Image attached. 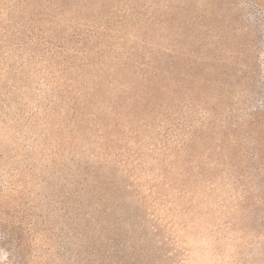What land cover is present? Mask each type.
Masks as SVG:
<instances>
[{
  "label": "rangeland",
  "instance_id": "1",
  "mask_svg": "<svg viewBox=\"0 0 264 264\" xmlns=\"http://www.w3.org/2000/svg\"><path fill=\"white\" fill-rule=\"evenodd\" d=\"M98 1L95 12L107 17L96 25L125 24L110 32L117 43L104 48L120 53L121 63L136 54L146 62L138 69L178 62L184 43L172 25L187 8V28L199 38L185 40L191 52L182 59L200 63L201 76L185 77L178 63L176 79L169 71L170 78L152 81L161 87L154 99L148 90L135 98L147 110L125 107L122 117L109 110L106 137L80 130L70 139L65 105L53 96L65 86L54 82L63 67L52 52L60 48L45 54L29 39L0 46V264H78L74 255L88 242L65 211L85 191L64 206L66 191L83 187L82 175L88 182L99 176L115 192L108 199L87 194L94 203L77 212L92 211L100 199L111 207L99 217L109 227L99 232L107 248L126 249L139 229L136 236L156 253L150 264H264V0ZM122 253L119 264L140 261Z\"/></svg>",
  "mask_w": 264,
  "mask_h": 264
},
{
  "label": "trees",
  "instance_id": "2",
  "mask_svg": "<svg viewBox=\"0 0 264 264\" xmlns=\"http://www.w3.org/2000/svg\"><path fill=\"white\" fill-rule=\"evenodd\" d=\"M98 2V0H9V2L7 1V5L0 7V18L3 17L0 23L1 47L7 42H10L12 46H23L28 42L26 39H29L30 42L35 44H43L45 54L51 51L52 46L60 48L56 53L52 52L53 55H56L55 57H59L56 61L58 67L60 65L63 67L61 69L62 74L59 78H56L54 82L60 85V82L63 80L65 86H63V88H57L53 96L57 94L62 104L65 105L63 112L66 125H72V129L66 131V137L70 139L79 138V135H81L79 133L80 130L83 132L82 134L86 133L91 136L96 132L102 131V133H100L101 137H106L103 129H105V127L107 129L110 127V122L107 118L109 116V110H112L114 116L119 117L123 116L125 107H131L134 113H137L136 110L138 107H145L144 109L147 110L148 104L139 106L136 104L138 99L135 98L138 97L143 99L144 92L148 90L149 96L154 99V94L157 92L159 86H152V81L170 78L169 71L174 73L173 77L176 79L179 76L178 74L181 75L180 69H184V66H186V69L183 71L185 77H189L192 74L194 77L196 75L201 76V72L198 71L200 68H194L195 65L200 66V63L196 60L188 61L185 59V61L182 59L184 58L182 57L184 56L182 53L189 55L191 52L185 40H190L193 37L195 39L199 38L197 35L195 36L196 33L194 30L191 32V30L187 28V25L192 23V17L188 13L187 8L184 14L181 15L180 23L172 25L173 33H178L180 35L179 38H181L184 43L181 44L182 46L184 45V47L181 48L183 52L181 55L177 56L178 62H174L173 60L171 67L167 65L161 67V65L157 63L156 65H152L151 69L145 68L147 69L145 70L138 69L139 66H143L146 62H138L136 60V54H130L127 57L128 61L121 63L122 56L120 53L112 55L108 48H104L106 44L108 46H113L117 43L116 38L110 37V32L112 30H117L118 32V28H122L125 24H123L121 20L117 27H112L109 23L105 24L107 27L101 24L96 25L107 17L104 12H95ZM223 5L224 4H221L220 1L219 6ZM80 25L92 26H89L91 28L87 30H82L79 27ZM43 27L47 28V31H49V34L46 33L47 39L44 36L45 30L42 29ZM35 31L37 32L35 33ZM53 32H56L55 36ZM54 41L56 42L53 43ZM71 42L76 44L81 43V45L77 48L76 45H72ZM69 43L73 47H67ZM200 48L203 49L201 46ZM116 49L117 46H114L112 52H115ZM91 55L93 57H90ZM198 57L203 61V59L207 57V54L199 53ZM153 61L158 62L157 58ZM131 77L137 78V80H131L129 82L128 80ZM169 84L170 83H166L167 88ZM160 90L161 87H159V91ZM134 101H136V103H134ZM141 102L140 100L139 104H142ZM136 116L137 115H135V117ZM76 127L79 129L75 130L76 133H73V129ZM261 133H264L262 127L260 135ZM90 173L91 171L85 172L87 176H89ZM78 176L80 177V175H77V177ZM81 177H83V181H78V185L81 184L83 187L77 186L76 190L69 188L66 191V193H68V205L65 204L64 206L65 209H68L67 207L72 201L80 198L81 190L83 189L85 191L87 198H84L85 196L83 197L82 194V198L80 201H77V204L74 202L72 203V210L69 212L65 211L66 219H69L68 217H70L69 215L71 213V215H74L71 216L72 219H70L71 223L75 222L74 226L71 224V227L74 229L73 232L81 237V241L84 239V241L87 240L88 242L86 246L81 244L77 249L73 258L74 261L78 264H85V262H88L86 264H119L115 258L122 256V252V254L128 252L133 253L136 255V259H140V261H134L133 264H150L151 261H157L154 255L156 253L153 251L154 248L146 245L144 236L143 238L141 236H136V233L140 232L139 229H137L136 232V229L133 230V236H129V240L126 242L128 245L126 249L106 247L107 245L106 243L104 244L99 232L109 228L102 224L105 221L104 218L110 214L109 209L111 207L106 204L104 200L100 199L98 206H94L92 211L85 212L82 216L77 212L91 207L94 203L92 197H88L89 193L92 195L93 192H103L105 193L103 197L108 199L115 196V192L113 188H108L107 190V186L104 188L100 186V184H98L100 177L97 175H95L94 178H89V182L86 176L84 177L82 175ZM109 183L113 185L114 182L112 180L109 181ZM16 186L17 184L15 183H11L10 185V187L13 188L12 190L16 189ZM101 215H104L103 220L99 218ZM124 218L125 216H121L118 220H123ZM110 224L107 226H110ZM22 227L25 229L26 233L30 230L29 225H24ZM75 229H77V231H75ZM73 243L70 242V244ZM19 244H21V241ZM18 263L25 264V262L22 261H18ZM43 264L50 263L47 261Z\"/></svg>",
  "mask_w": 264,
  "mask_h": 264
}]
</instances>
